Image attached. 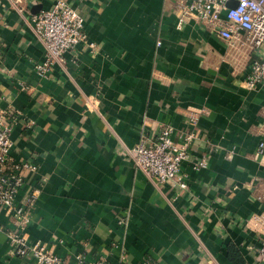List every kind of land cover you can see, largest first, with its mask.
<instances>
[{
    "label": "crops",
    "instance_id": "1",
    "mask_svg": "<svg viewBox=\"0 0 264 264\" xmlns=\"http://www.w3.org/2000/svg\"><path fill=\"white\" fill-rule=\"evenodd\" d=\"M67 2L93 46L78 42L40 75L32 15L52 0H0L9 164H35L15 196L30 217L26 241L70 264H264L248 222L264 211V90L244 85L262 50L235 49L194 16L180 21L177 0ZM166 125L178 141L191 134L185 188L150 179L132 157L141 135L152 143ZM16 227L0 205V264H34L8 245Z\"/></svg>",
    "mask_w": 264,
    "mask_h": 264
},
{
    "label": "built area",
    "instance_id": "2",
    "mask_svg": "<svg viewBox=\"0 0 264 264\" xmlns=\"http://www.w3.org/2000/svg\"><path fill=\"white\" fill-rule=\"evenodd\" d=\"M177 15L180 21L194 16L209 24L218 35L239 49L246 45L262 50L261 56L252 58L249 64L244 85L249 89L264 90V0H177ZM34 31L44 45V58L36 63V71L44 75L50 65L64 60L65 51L74 47L78 42L86 40L83 31V17L67 0H52L48 8H41L32 15ZM242 34V36H241ZM198 112L190 115L191 123H195ZM264 135V126L260 129ZM170 125L161 128L155 141L147 142L141 135L132 148V157L138 168L147 177L164 183L177 179L181 187L187 184L181 178V162L188 156V144L178 141L172 134ZM13 142L10 137V124L4 112L0 113V205L12 211L18 221V227L8 230V245L13 253L29 255L34 258V264H70L62 257L47 248L43 243L26 241V227L29 214L22 205L15 203V196L24 183L22 168L35 169L32 162L9 164ZM257 155L264 154V138L261 137ZM200 161L197 165H203ZM259 200H264V181L259 191ZM249 226L259 238L258 253L264 257V211L253 213L249 217ZM74 264H102L101 260L78 261ZM148 264H159L150 262Z\"/></svg>",
    "mask_w": 264,
    "mask_h": 264
}]
</instances>
